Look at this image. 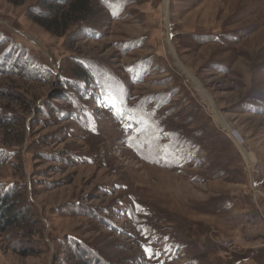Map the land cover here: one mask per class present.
I'll use <instances>...</instances> for the list:
<instances>
[{
	"label": "rangeland",
	"instance_id": "374dc122",
	"mask_svg": "<svg viewBox=\"0 0 264 264\" xmlns=\"http://www.w3.org/2000/svg\"><path fill=\"white\" fill-rule=\"evenodd\" d=\"M86 2L49 32L36 3L0 0V264H226L264 244V115L245 104L264 103V0Z\"/></svg>",
	"mask_w": 264,
	"mask_h": 264
},
{
	"label": "trees",
	"instance_id": "16d2710c",
	"mask_svg": "<svg viewBox=\"0 0 264 264\" xmlns=\"http://www.w3.org/2000/svg\"><path fill=\"white\" fill-rule=\"evenodd\" d=\"M24 1L36 3L35 7L33 6L30 8L31 14L34 15L35 10L39 8L40 15H37V18L41 21L38 23L49 32H51L53 28L61 29L69 26L68 22H70V20H68V18L71 19L73 17L71 24L74 23L77 26L85 23L87 16H89L87 13L88 7L86 0H20V2ZM19 4L20 3L18 2L13 3V5ZM64 5L67 6L64 7ZM36 14H38V11ZM93 34H95L93 30L85 29L79 36L81 37L84 35L90 37ZM9 60L10 58H5V64L0 66V73H2L1 71H4L6 64L10 66ZM256 101L258 102H255V104L258 106L245 103L248 106L247 108L249 109V112H252L255 115H264V103L259 100ZM4 200L6 199H0V229L2 231L7 230L17 222V217L15 214H11V209L7 211V208L10 206L8 204L9 199L3 204ZM23 255H27L26 252L23 253Z\"/></svg>",
	"mask_w": 264,
	"mask_h": 264
},
{
	"label": "crops",
	"instance_id": "0c3cea01",
	"mask_svg": "<svg viewBox=\"0 0 264 264\" xmlns=\"http://www.w3.org/2000/svg\"><path fill=\"white\" fill-rule=\"evenodd\" d=\"M261 156H264V151ZM254 155L257 158L258 156ZM264 164V160L260 161ZM255 231H257L258 236H262L264 238V225L261 223L259 218L255 214ZM256 233V232H255ZM226 264H264V244H260L259 246H255V249H252L249 253L242 255L241 257H227Z\"/></svg>",
	"mask_w": 264,
	"mask_h": 264
},
{
	"label": "bare ground",
	"instance_id": "6f19581e",
	"mask_svg": "<svg viewBox=\"0 0 264 264\" xmlns=\"http://www.w3.org/2000/svg\"><path fill=\"white\" fill-rule=\"evenodd\" d=\"M166 2V0H164V3ZM166 4V3H165ZM247 157V156H246ZM249 157V156H248ZM250 158V157H249Z\"/></svg>",
	"mask_w": 264,
	"mask_h": 264
},
{
	"label": "snow or ice",
	"instance_id": "6c2138e0",
	"mask_svg": "<svg viewBox=\"0 0 264 264\" xmlns=\"http://www.w3.org/2000/svg\"><path fill=\"white\" fill-rule=\"evenodd\" d=\"M146 251H148V250L146 249Z\"/></svg>",
	"mask_w": 264,
	"mask_h": 264
}]
</instances>
